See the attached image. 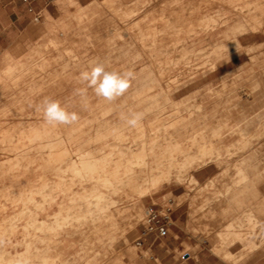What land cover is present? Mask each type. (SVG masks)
<instances>
[{
    "label": "rangeland",
    "instance_id": "1",
    "mask_svg": "<svg viewBox=\"0 0 264 264\" xmlns=\"http://www.w3.org/2000/svg\"><path fill=\"white\" fill-rule=\"evenodd\" d=\"M76 2V6H79L77 14H83L81 20L74 17V5H66L63 11L57 0H28V3L23 0H0V109L22 100L29 86L39 82L36 76L31 78L32 85L23 83L13 85L8 81V74L4 72L6 65L11 63V59H17L26 53L34 52L29 59L34 60L37 59L36 51L49 52L48 69L51 71L55 67L61 70L63 66L71 65L81 54L89 58L95 54L94 47H97L99 57L97 61L104 63L107 69L110 66L118 71L131 70L137 76L142 66H148L147 76L157 72L160 76L159 82L165 83L176 73L175 70L167 72L168 59L178 58L176 70L185 65L181 57L184 52L179 49L171 50L172 47H193L196 50L193 54L220 52L233 57L223 62L224 66L213 73L202 74L195 81L179 80L178 82L183 84H179L181 86L177 89L171 86L170 92L164 85L154 86L147 91L138 84L133 90L128 89L123 96L170 94L175 97L176 102L181 100L187 104L192 102L189 108L194 109V94H203L209 85H213L220 93L219 98H216L218 105L215 108L214 124L209 127L197 125L196 129L201 130L196 137L198 139L200 134H203L206 137V144L213 142L214 147L228 145L234 154L218 167L212 163L198 170L172 169L168 182H164L161 187L146 196L137 197L135 210L125 193L117 190L105 191L109 198L115 199L106 212L107 242H114L116 237L123 235L128 241L127 245L120 246L117 253L109 257L103 255L104 247L96 245L95 250L99 254L91 251L86 254L85 259H81L84 253L77 238L69 237L65 244L71 247L72 252L80 255L75 264H85L92 257H95L96 264H112L113 261L117 264H200V262L217 264L223 263L221 255L225 252L239 255L244 243L238 240L233 242V236L229 237L231 243L219 251L217 256L215 245L204 237V233H195L194 229L202 224L207 230L213 224H224L234 218H242L248 213L249 202L253 205L255 201L261 202L264 199V83H259L258 90L252 92L254 83L251 82L259 79L264 81V35L246 36V31L243 32V29L259 25V18L264 13V3L260 8L255 9L252 6L254 10L251 12L255 19L237 14L238 17L230 22L229 27L222 28L224 30L217 35L214 42L203 41L197 44L192 42V33H187V29L193 31L195 26H200L211 19H218L217 17L221 15L220 6L224 5V2L219 3L218 0H76ZM235 4L237 2L227 7L232 13L236 8ZM200 16L202 18L198 19ZM63 25L69 26L67 35L73 38V43L60 36ZM50 32L61 42H47L46 38L52 37ZM178 39L181 42L178 41L177 44L174 41ZM216 59L217 57L213 55L208 60ZM81 65L82 63H79V68H82ZM239 73L242 75L241 79L236 80L234 76ZM226 76L228 88L232 90L231 94L221 91L222 79ZM233 82L235 83L232 84ZM140 111L144 112L145 109L142 107ZM8 114L12 116L19 112ZM225 114L229 117L230 136L225 142L217 143L216 137L211 136L210 129L212 127L219 134L225 135L217 122L219 119L222 120ZM148 116L150 119L154 117ZM237 126L244 129L239 132L241 134L233 131ZM186 130L187 127L182 130V147L188 149L189 145L191 150L200 151L199 140L194 145L191 140L186 142V135H193V131ZM100 141L102 140H94L91 145L102 146L103 142ZM66 145L61 143L53 151L57 154L60 149H65ZM72 145L73 154L79 152V144ZM37 146L43 156L49 154L50 150L44 147L42 139L37 142ZM167 146L168 142L163 143L162 147L166 149ZM4 148L7 151L9 149L6 146ZM59 166L55 165V168ZM55 173L57 175L53 178L58 177L63 183L69 181L67 174L60 173L59 170H55ZM242 174H246L249 179L237 186V196H229L222 203L216 201L217 191L223 193L225 187L236 182ZM190 177L197 179L199 184L192 182ZM209 179H215V185L201 191L200 184ZM100 188L105 190L102 186ZM200 200L203 202L200 203ZM256 205L258 202H255L252 208ZM148 207H153L161 213L169 210V231L163 238L149 235L140 246H136ZM140 209L142 217L138 219ZM238 222L234 220V223ZM256 222L253 228L248 226L241 228L243 231L252 230L251 243L255 248L236 264H264V217ZM213 229H217V226ZM212 235L210 234V237ZM184 254L189 255L188 260H185ZM250 256L254 258L247 259Z\"/></svg>",
    "mask_w": 264,
    "mask_h": 264
},
{
    "label": "bare ground",
    "instance_id": "2",
    "mask_svg": "<svg viewBox=\"0 0 264 264\" xmlns=\"http://www.w3.org/2000/svg\"><path fill=\"white\" fill-rule=\"evenodd\" d=\"M75 1L57 0L63 11H65L66 5H74V17L81 20L83 14H77L79 6H76L77 2L75 3ZM240 1L242 3H239ZM218 2H224V5L220 6L221 15L217 17L218 19H211L200 26H195L193 31L187 29V33H192L193 43L214 42L217 35L224 30L222 28L224 26L229 27L230 22L238 17L237 14H244L255 19L251 11L254 10L253 7L256 9L258 6L252 5L247 0H218ZM236 2V8L232 13L227 7ZM263 14L259 18L257 27L250 26L249 29H243L244 31H242H246V33L249 31L254 33L264 32ZM68 31L69 26L63 25L59 34L63 36L62 39L73 43V38L67 35ZM50 34L52 37L46 38L47 42H61L56 39L54 33L50 32ZM178 41L181 42L180 39L174 42L177 43ZM175 49L184 52L181 57L184 59L185 65L178 67L176 70L178 58L172 57L167 60V72L176 71L168 78L169 82L160 83V80H158L160 76L157 72L147 76L148 66H142L140 72L132 80L129 89L133 90L139 84L150 91L154 86L161 87V85H164L169 88L168 91L170 92L173 86L174 89H177L181 86L179 84H183L178 82L179 80L195 81L202 74L217 71L224 66L223 62L233 57L230 54L213 51L193 54V52H196L193 47H172L171 50ZM94 51L95 54L89 58L85 54L77 56L71 65L67 64L61 70L55 67L54 70L49 71L50 54L49 52L39 51L35 52L37 59L29 60L34 52L26 53L17 59H11V63L6 65L4 72L8 74L9 83L13 85L19 83L32 85L31 81L33 79L31 78H35V76L38 77L37 81L39 80V82L29 86L26 96L22 100L3 106L0 109V178L10 176L13 179L11 189L1 192L0 198L5 201H21L24 204L22 210L26 209L28 211V213L21 211L14 215L8 229H0V237L9 231L10 234L14 233L16 224L22 221L25 215L34 213L29 212L28 204L34 206L35 210H41L56 202L57 196L54 193L57 184L45 179L47 176L45 173L53 172L55 165L58 162L66 161V158L69 164H58L60 165L58 170L60 173L69 176V185L91 183L92 188L88 195L83 192L79 196V201L86 203L88 206L86 213L72 216L58 215L54 221V227L57 229L74 227L87 218L91 220V224L95 220L97 221L98 216L106 213L115 202L108 197L105 191L117 190L120 193H125L126 198L133 196L132 201L135 210L136 200L134 196H146L161 187L164 182L170 180L172 169L198 170L212 163L218 167L222 166L234 154V151L228 145L214 147L213 142L206 144V137L203 134H200L198 139L196 137L199 130H201L196 129L197 125L209 127L214 124L215 108L218 105L216 98H219L220 93L213 85H209L203 94H194V109L189 108L192 102L190 104L183 100L176 102L175 97L170 94L165 96L158 93L152 96L137 97L130 93L131 95L121 96L113 101L97 97L90 88L81 94L80 90L86 86L79 79L80 73L89 70L99 59L97 47H94ZM213 55L217 57L216 61L208 60ZM79 63H82V68H79ZM68 66L70 69L67 70ZM108 69L110 71L115 70V67L110 68L109 66ZM241 76V73H239L234 77L236 80H240ZM227 78L228 76L222 79L221 91L231 94L232 90L228 88ZM258 87V83L254 84L252 92L257 91ZM45 98L60 101L68 111H75L79 116V120L72 125H47L42 112L37 110ZM142 107L145 109V113L140 111ZM12 112H19V114L8 116V113ZM133 113L142 114V119L136 127H131L126 123ZM148 115H154V117L150 119ZM225 115L222 120L217 121L220 129H223L226 133L225 135L219 134L212 127L210 129L211 136L216 137L217 143L225 142L230 136L229 117L227 114ZM152 120L154 121L152 122ZM152 124L157 125L152 126ZM186 127V132L193 131V135H186V142L191 140L192 145H194L199 140L200 151L191 150L189 145L188 149L182 147V130ZM243 130L240 126L233 129V131H238L236 132L238 134H241L239 132ZM93 134L94 136H92ZM14 137L16 140H14ZM41 139L44 141V147L50 150L47 156H43L38 149L37 142ZM97 139L102 140L100 141L103 142L102 146L91 145ZM167 142L169 146L165 149L162 146L163 143ZM61 143L67 144L66 148L60 149L55 154L53 150ZM72 144H79V152L73 154ZM5 146L9 148L8 151L4 148ZM62 152L65 154H62ZM39 172H43L44 176L42 177L43 183L40 187L38 186L37 191H33L32 194L26 197L13 195L17 191L21 179H25L29 175H36ZM246 179H249V177L242 174L236 182L227 185L223 193L217 191L216 201L222 203L229 196L236 197L237 186ZM190 180L199 184L194 177ZM100 185L105 190H102ZM214 185L215 179H209L204 184H200L199 189L202 191ZM201 202L203 201L200 200ZM255 202H258V205L252 208ZM255 202L253 205L249 202L248 213L244 214L242 218H234L231 222L227 221L224 224H213L207 230L203 228L202 224L194 229L195 233H204V237L215 245L217 256L219 251H222L227 247L226 245L231 243V239L229 240L231 236H233V242L238 240L244 243L239 255H232L230 252L221 255L224 264H236L239 259L255 248L251 243L252 230H241L244 226L253 228L257 224L256 221L264 217V199L261 202ZM141 217L142 209L139 210L138 219ZM234 220L239 222L234 223ZM215 226H217V229H213ZM28 227L32 233H25L30 238H36V234L45 228L54 229L52 225H47L45 221H38L34 217L28 221ZM210 234L213 235L210 237ZM120 240L125 242L126 237L121 235Z\"/></svg>",
    "mask_w": 264,
    "mask_h": 264
},
{
    "label": "crops",
    "instance_id": "3",
    "mask_svg": "<svg viewBox=\"0 0 264 264\" xmlns=\"http://www.w3.org/2000/svg\"><path fill=\"white\" fill-rule=\"evenodd\" d=\"M247 2H250L254 6L257 5L260 8L264 0H247ZM193 18L194 17H189V19ZM201 18L202 16L198 17V19ZM256 34L264 35V32L259 31L254 33L249 31L246 33V36ZM259 52L261 53V51ZM251 82L254 84L264 83V81L260 79L259 81ZM58 164H69V161H67L66 158V161L58 162L56 165ZM59 167L53 168V172L45 173L47 175L45 179L57 184L54 193L57 196L56 202L51 204L50 207H45L41 210H35L34 206L28 204L27 208L29 212L34 213L32 215H25L24 219L16 224L17 226L14 233L10 234L9 231L0 237V264H75L80 255L77 252H72L71 247L65 244L66 239L69 237L77 238L81 247L80 249L84 253V255L80 257L81 259H85L86 254L91 251H95L96 254H99V252L95 250L96 245L105 248L103 255L106 257L115 255L120 246L127 245L128 241L122 242L120 240L121 237H116L114 242H107V213L99 215L98 220H95L93 224H91V220L87 218L74 227H62L60 229L54 227V221L58 215L72 216L86 213L88 206L86 203L79 201V196L82 195L83 192L85 195H88L92 188L91 183L69 185L70 182L68 181L63 184L58 177L53 178L57 175V173L54 174V171L58 170ZM43 174V172H39L36 175H29L25 179H21L16 189L17 191L13 193V195L17 197H26L32 194L33 191H37L39 189L38 186L40 187L43 183ZM12 180L10 176H6V178L3 179L0 178V193L11 189ZM134 197L137 201V196L135 195ZM132 198L133 196L130 198L131 205L133 204ZM111 200L115 199L112 198ZM23 208L24 204L21 201L12 202L11 200L5 201L0 198V229H8L12 217L17 213L21 211L28 213L26 209L22 210ZM32 217L36 218L38 221H45L47 225H52L54 229L50 230V228H45L43 231L36 234V238L28 237L25 232L32 233L31 229L28 227V221ZM184 256L185 260L189 259L188 254H184ZM215 258L220 261L218 257L215 256ZM249 258L254 257L250 256L247 259ZM95 262V257H92L85 264H96ZM112 264L117 263L113 261Z\"/></svg>",
    "mask_w": 264,
    "mask_h": 264
},
{
    "label": "clouds",
    "instance_id": "4",
    "mask_svg": "<svg viewBox=\"0 0 264 264\" xmlns=\"http://www.w3.org/2000/svg\"><path fill=\"white\" fill-rule=\"evenodd\" d=\"M79 79L86 86L80 90L81 94L90 88L97 97L113 101L127 92L135 73L131 70L110 71L104 63L96 62L89 70L82 71ZM37 110L42 112L45 123L51 126L72 125L79 120L75 111H68L60 101L50 98H45ZM141 119V113H133L126 123L136 127Z\"/></svg>",
    "mask_w": 264,
    "mask_h": 264
},
{
    "label": "built area",
    "instance_id": "5",
    "mask_svg": "<svg viewBox=\"0 0 264 264\" xmlns=\"http://www.w3.org/2000/svg\"><path fill=\"white\" fill-rule=\"evenodd\" d=\"M28 3V0H23ZM169 210L165 213H161L153 207L147 208L146 220L143 224V230L136 241V246H140L149 235H155L157 238H163L167 236L169 231Z\"/></svg>",
    "mask_w": 264,
    "mask_h": 264
}]
</instances>
